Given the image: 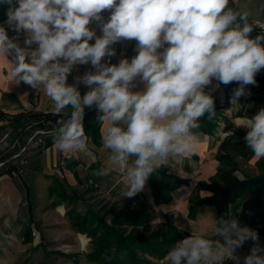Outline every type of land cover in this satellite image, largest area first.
Returning a JSON list of instances; mask_svg holds the SVG:
<instances>
[{"label":"clouds","instance_id":"clouds-1","mask_svg":"<svg viewBox=\"0 0 264 264\" xmlns=\"http://www.w3.org/2000/svg\"><path fill=\"white\" fill-rule=\"evenodd\" d=\"M0 4L8 5L6 24L15 33L10 37L0 26V57L10 64L12 82L34 89L42 85L53 101V114L66 117L52 131L53 144L62 153L86 149L85 107L99 110L98 120L107 123L103 146L127 180L120 197L140 193L159 164L195 152L192 130L200 127L198 121L206 114L208 120L216 116L213 96L205 91L213 79L240 84L232 99L236 104L244 86L255 85L256 75L264 69V35L251 38L255 28L249 14L230 8L229 0H0ZM97 27L101 35L96 34ZM133 40L137 54L130 61L102 62L116 55L112 45ZM89 63L94 72L67 83L77 65ZM80 84L89 89L83 96ZM141 84L142 89L134 91ZM240 127L246 130L247 148L254 157L264 158V108L245 117ZM212 220L213 239L191 234L170 248L165 264H224L227 259L240 264L235 252L249 240L256 243L243 264H264V246L256 231L235 218Z\"/></svg>","mask_w":264,"mask_h":264},{"label":"crops","instance_id":"crops-1","mask_svg":"<svg viewBox=\"0 0 264 264\" xmlns=\"http://www.w3.org/2000/svg\"><path fill=\"white\" fill-rule=\"evenodd\" d=\"M228 6L234 10L246 11L249 14V22L252 23L255 28L252 33H250V37L255 38V36L258 35L259 25L264 24V0H229ZM7 9L8 5L0 4V26H5L6 29H8L6 24ZM96 34H102L99 27L96 28ZM8 35L12 37L15 33L12 32L11 29H8ZM23 40L24 36L21 35L19 38L21 46H23ZM94 42V39L90 41V43ZM132 45H136L134 40L121 41L119 48L127 50ZM136 54L137 53L129 55L127 59L130 61ZM105 59L106 57L102 62H104ZM10 70V64L7 58L0 57V113L6 114V119L0 120V148H4L3 150L5 153L15 148L19 149L7 157L6 161L0 163V171L3 166L7 164V161H11V164L17 163L16 173H0V233L5 234L7 230H9L11 234L10 237L15 238L18 231L22 229L21 239L24 241V232L26 229H29L32 231V236L34 230L35 233L41 234L42 237L46 238V231L52 228L50 224L51 221L57 218L60 219V215H63V213L66 215L68 209L75 207L76 212L84 214L87 209L86 206L90 205L86 193V191L90 189L95 190L92 191V193L110 196V198L114 200L130 202V204L139 201L138 198L142 197L144 203L152 210V214L153 212L156 214L155 219H158L159 222L162 220L164 221L161 227L168 223L189 236L191 234H201L209 238L213 237L212 219L220 221L221 219L228 220L235 218L242 227H248L254 231L256 228H260V225L252 226L249 221L240 219L245 202L243 198L231 204L228 211L225 213L218 214L215 208L210 206H199L196 209L194 218H188L190 206L188 197L198 182L207 181L216 174L220 167L216 155L218 153L224 154V152L219 149V146L222 142L228 140L229 136L232 135V130H227L226 132L229 133L228 137L222 138L219 136L216 128L211 134H204L193 129L192 131L197 138L195 152L183 157H171L166 164H159L157 166V169L166 167V174L169 176L188 181V184H181L177 189L171 192L170 202L155 205L151 197L148 180L144 189L134 197H120L121 190L125 187L127 180L124 174L120 172L118 166L111 163V151L103 146L102 135L106 131L107 123L100 122V141L98 146H95L93 142L88 139L85 150L70 154V158L67 160L63 169L64 178L61 179L54 172V168L59 164L61 158L69 153L58 151L53 144L37 154L33 148V144L30 143L35 135L33 133L30 135L26 134L19 138L16 133L21 132L22 127L19 123L11 122L13 117L20 113L24 115L29 113H53V101L45 94L42 85L38 89H34L24 83L16 85L12 82V78L9 75ZM88 71H92L90 63L87 65H77L69 74L67 83L70 85L73 84L76 76L83 75ZM217 85L219 86L217 87ZM78 87L82 96L89 90L83 84H80ZM142 87V84L138 85L134 91L141 90ZM236 88H238V82L224 85L213 79L212 82L206 86L205 91L213 96L214 106L220 107L227 106L229 94ZM254 92V97L244 104L243 108L237 111L240 116L251 117L261 108H264V89H262V87H257V90ZM87 109L95 110L96 115H99V110L95 107H85V111ZM67 111L70 112L71 110L68 109ZM238 114L236 113V115ZM231 125L236 130L246 132V130L239 125ZM23 140L25 143L22 147L20 143ZM230 142L232 141L230 140ZM22 149L24 150L21 151ZM4 152L0 151V160L5 154ZM233 155L239 165L236 176L243 179L258 174V170L255 166L258 158L252 157L250 160H245L239 155ZM129 163L131 165V159ZM105 169H110L107 174L104 173ZM251 169L255 171L252 170L250 173L249 170ZM94 170H96L97 174H93ZM91 174H93V177ZM53 176L63 180L62 185L68 197H71L74 193L77 194L76 203L71 204L67 202V199L62 200L49 197L48 192L50 186L53 185ZM90 182L96 184L97 187H93ZM83 187H85V190L83 189L82 192ZM26 189L29 190V200L32 203L33 223H31L29 219L25 197ZM206 195H208L207 191H200L201 197ZM247 197L248 194H246L245 198ZM52 202H54V206H50ZM80 205L85 206V210L82 213L80 209H78ZM153 220L150 221V224L154 222ZM67 221L71 222L68 216ZM59 232L60 235H58V237L62 238L63 236L61 235L63 233H61V231ZM71 232L73 233L76 231L72 228ZM71 232L70 234H72ZM76 234L80 235V233L77 232ZM81 235L79 236L80 240ZM218 239L221 238L218 237ZM258 243L264 246V238L260 237ZM252 247L253 245L250 243V240L246 241L242 247L236 250L235 254H249ZM35 249L36 246L33 250Z\"/></svg>","mask_w":264,"mask_h":264},{"label":"trees","instance_id":"trees-1","mask_svg":"<svg viewBox=\"0 0 264 264\" xmlns=\"http://www.w3.org/2000/svg\"><path fill=\"white\" fill-rule=\"evenodd\" d=\"M258 87L264 89V83ZM215 110L216 116L213 120H208L206 114L198 121L200 127L194 130L204 134L213 133L216 128V117L220 114L218 107H215ZM5 116L6 114L0 113V120H5ZM98 116L95 110L87 109L83 120L85 134L95 146H98L100 141ZM62 118L66 117L53 113H29L26 115L20 113L14 116L11 122L21 125L22 131L16 133L19 138L28 133L30 135V132L26 131L29 120L39 122L35 124L37 126L33 130L37 128L47 129L44 135L33 136L30 142L33 144L35 152L39 154L42 150L53 145L52 131L58 126L57 121ZM46 125L48 126L46 127ZM225 130H232V135L219 146V149L224 152V154L218 153L216 155L220 167L213 177L207 181L198 182L190 193L188 218H194L199 206H210L215 208L218 214L225 213L231 204L243 198L245 202L240 219L249 221L252 226L260 225V228H256L255 231L259 238H264V158H258L256 161L257 175L243 179L236 176L238 163L233 154L239 155L245 160H250L254 155L246 146V132L234 129L229 123ZM31 133L33 132L31 131ZM24 143L23 140L20 145L23 147ZM18 150L15 148L7 157ZM7 157H2L0 163L6 161ZM6 163L0 173L12 174L17 172V163L11 164V161ZM91 176L93 177V174ZM62 181L56 176L52 177L53 185L49 188V197L67 199V202L71 204L76 203L77 194L74 193L68 197ZM148 183L152 200L155 205H159L170 202L171 192L181 184H188V181L169 176L166 174V167H160L148 178ZM25 191L29 219L33 223L29 190L26 189ZM92 191L95 190L90 189L86 193ZM200 191H207L208 195L201 197ZM246 194H248L247 198H245ZM50 206H54V202ZM86 208L84 214H80L76 212L75 207H72L66 211V215L72 222L74 230L90 240L91 247L86 258L88 261L97 264H157L164 259L176 242L185 236H189L168 223L160 228H152L150 225L152 210L144 202L137 201L121 208L114 204L103 213L91 205H87ZM213 238L210 237L209 239ZM32 239V232L26 229L24 242L30 243ZM250 243L254 246L256 242L250 240Z\"/></svg>","mask_w":264,"mask_h":264},{"label":"rangeland","instance_id":"rangeland-1","mask_svg":"<svg viewBox=\"0 0 264 264\" xmlns=\"http://www.w3.org/2000/svg\"><path fill=\"white\" fill-rule=\"evenodd\" d=\"M261 83H264V78L257 79L256 84L250 88L251 90L250 99L254 97L255 94L254 89L257 88ZM239 85L240 84L238 83V87ZM249 100H246V103ZM229 103L230 102H228V104ZM227 106L218 107L220 114L216 117L217 120L215 121L216 131L219 133V136L222 138H226L222 135V133L227 131L225 130L227 124L228 123L234 124L232 119H230L229 116L224 115L223 113V110H225ZM36 123L39 122L35 120H29L27 123L28 127L26 131L28 130L27 132H30V134H32L31 133L32 131L35 136L44 135L45 130H47L46 128H37L33 130L37 126L35 125ZM219 123L223 124V127H220ZM47 126L48 125H46V127ZM3 149L0 148V151L4 152ZM12 151L13 150L10 151L8 150L6 153L4 152L5 154L3 155V157H7ZM252 170L253 169L249 170V172L251 173ZM83 189L85 190V187L82 188V192ZM87 195L90 205L95 207V209L98 210L100 209L102 213L107 211L114 204H116L118 208L130 204V202L128 203L124 201H117L114 200L113 198H110V196L98 195L92 192L87 193ZM138 200L139 202H144V200H142V197H139ZM78 209H80L82 213L85 210V206L80 205L78 206ZM152 215L154 219L152 220L154 222L150 224L151 227L160 228L161 225L164 224V221L162 220L159 222L158 219L156 220L155 219L156 214L154 212ZM50 224L52 228L46 231V238L42 237L41 234L35 233L33 230V240L30 243H25L24 241H22L21 239V232H23L22 229L21 231H18L17 233L18 236L16 235L15 238L10 237L11 234L9 230H7L5 234L0 233V264H97L95 262L88 261V259L86 258V255L90 251V247H91L90 240L81 234H80L81 235V240H80L79 238L80 235L76 234V232L73 233L71 232L73 225H71L72 224L71 222L67 221V215H64L63 213V215H60V219L58 218L54 219L51 221ZM59 231L63 233L61 235L63 236L62 238L58 237V235H60ZM70 232L72 234H70ZM187 237L189 236H185L182 239ZM35 246L36 249L33 250ZM157 264H165L164 259L159 261ZM224 264H229V263H227V260H225Z\"/></svg>","mask_w":264,"mask_h":264},{"label":"built area","instance_id":"built-area-1","mask_svg":"<svg viewBox=\"0 0 264 264\" xmlns=\"http://www.w3.org/2000/svg\"><path fill=\"white\" fill-rule=\"evenodd\" d=\"M102 15L104 16L105 20H107L108 16H109V12L107 10H105ZM258 35H264V24L259 25V29H258ZM262 44H264V41L261 42ZM121 44V42H117L114 45H112V47L115 49L116 51V55L112 56V57H106L105 61L103 63H110V64H118L119 61L121 59H125L127 58L129 55L131 54H135V46L136 45H132L130 46L127 50H122L119 48V45ZM95 69L92 67V72H94ZM264 78V69H261V71L256 75L255 79H262ZM240 87V85H239ZM253 87V85H246L244 86V94L241 95L239 98H237L236 100V104H232V99L234 96V91H231L229 94V101L230 102L228 104V106L225 108V110H223L224 115L229 116L230 119H232V121L234 122V124L236 125H241L243 119L245 117H240L238 115H236L237 111H239L241 108H243L244 104L246 103V100H249L251 97L250 94V88ZM257 90V88L254 89V91ZM253 91V90H252ZM220 127H223V124L219 123ZM222 135L224 137H227L229 135L228 132H223ZM24 149H22L21 151H23ZM70 158V154H66L64 155L59 164L54 168V172L56 173V175H58L61 179L64 178L63 175V169L66 165L67 160ZM90 184L93 187H97L96 184H93L92 182H90ZM237 256H239L241 258L240 264H243V258L248 255V254H235ZM227 263L229 264H235V261L231 260V259H227Z\"/></svg>","mask_w":264,"mask_h":264},{"label":"water","instance_id":"water-1","mask_svg":"<svg viewBox=\"0 0 264 264\" xmlns=\"http://www.w3.org/2000/svg\"><path fill=\"white\" fill-rule=\"evenodd\" d=\"M93 174H97L96 170L93 171Z\"/></svg>","mask_w":264,"mask_h":264}]
</instances>
